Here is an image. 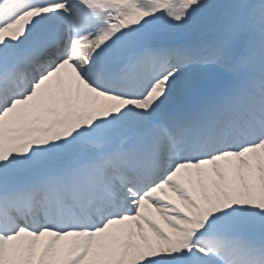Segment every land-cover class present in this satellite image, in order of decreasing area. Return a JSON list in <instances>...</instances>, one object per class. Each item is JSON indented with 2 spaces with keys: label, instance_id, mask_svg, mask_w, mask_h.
Wrapping results in <instances>:
<instances>
[{
  "label": "snow or ice",
  "instance_id": "obj_1",
  "mask_svg": "<svg viewBox=\"0 0 264 264\" xmlns=\"http://www.w3.org/2000/svg\"><path fill=\"white\" fill-rule=\"evenodd\" d=\"M0 264H264V0H0Z\"/></svg>",
  "mask_w": 264,
  "mask_h": 264
}]
</instances>
